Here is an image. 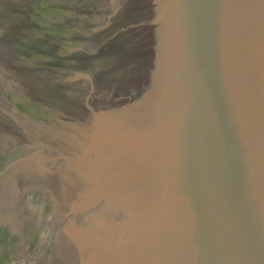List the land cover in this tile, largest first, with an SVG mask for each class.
I'll list each match as a JSON object with an SVG mask.
<instances>
[{"label":"water","instance_id":"water-1","mask_svg":"<svg viewBox=\"0 0 264 264\" xmlns=\"http://www.w3.org/2000/svg\"><path fill=\"white\" fill-rule=\"evenodd\" d=\"M0 264H264V0H0Z\"/></svg>","mask_w":264,"mask_h":264}]
</instances>
